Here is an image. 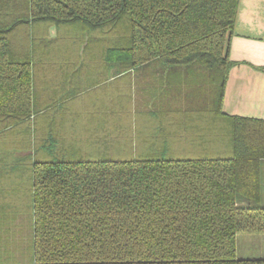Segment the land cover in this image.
<instances>
[{
	"label": "trees",
	"instance_id": "1",
	"mask_svg": "<svg viewBox=\"0 0 264 264\" xmlns=\"http://www.w3.org/2000/svg\"><path fill=\"white\" fill-rule=\"evenodd\" d=\"M239 2L0 0L1 129L36 113L31 75L40 50L62 46L61 26L81 68L155 66L162 81L175 75L177 111L201 102L219 114ZM223 136L221 151L192 157L160 136L126 157L34 158L30 264H264L237 255L238 235H264V121L233 117Z\"/></svg>",
	"mask_w": 264,
	"mask_h": 264
},
{
	"label": "crops",
	"instance_id": "2",
	"mask_svg": "<svg viewBox=\"0 0 264 264\" xmlns=\"http://www.w3.org/2000/svg\"><path fill=\"white\" fill-rule=\"evenodd\" d=\"M239 1L228 50L233 66L219 114L201 102L187 108L181 105L177 111L175 75L168 74V81H162L164 75L155 66L117 77L91 65L97 58L85 59L89 65L81 68L77 49L64 45L68 28L60 27V38L50 29L49 38L60 39L62 46L49 55L40 50L36 59L30 102L36 113L6 129H1L4 120L0 119V264L31 261L34 158L48 160L53 153L80 152L126 157L160 136L170 141L174 154L192 157L222 150L229 119L264 121V0ZM33 143L40 146L35 155ZM181 143L193 148L177 150ZM259 174L264 205L263 160Z\"/></svg>",
	"mask_w": 264,
	"mask_h": 264
},
{
	"label": "rangeland",
	"instance_id": "3",
	"mask_svg": "<svg viewBox=\"0 0 264 264\" xmlns=\"http://www.w3.org/2000/svg\"><path fill=\"white\" fill-rule=\"evenodd\" d=\"M84 146V145H83ZM82 146V147H83ZM190 145L177 146V150L188 149ZM85 151V150H83ZM92 152V150H88ZM237 255L239 259H264V235L260 234H240L237 236Z\"/></svg>",
	"mask_w": 264,
	"mask_h": 264
}]
</instances>
